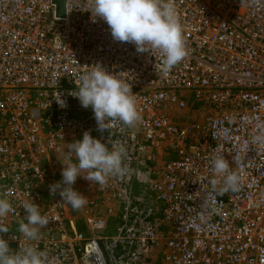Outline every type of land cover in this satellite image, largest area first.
<instances>
[{
	"label": "built area",
	"instance_id": "obj_1",
	"mask_svg": "<svg viewBox=\"0 0 264 264\" xmlns=\"http://www.w3.org/2000/svg\"><path fill=\"white\" fill-rule=\"evenodd\" d=\"M65 3L59 17L54 0H0V194L14 208L10 247L32 244L55 264H143L153 247L163 248L164 264H261L264 144L252 138L264 124V0H175L188 55L167 76L155 68L159 53L115 41L93 21L92 0ZM96 64L132 84L143 116L135 129L99 131L91 107L70 94ZM190 104L204 109L201 121L185 117ZM86 131L125 143L129 154L128 174L104 187L77 179L88 233L50 192L67 144ZM214 152L241 176L239 191L211 190ZM26 201L50 221L37 241L18 231Z\"/></svg>",
	"mask_w": 264,
	"mask_h": 264
},
{
	"label": "clouds",
	"instance_id": "obj_2",
	"mask_svg": "<svg viewBox=\"0 0 264 264\" xmlns=\"http://www.w3.org/2000/svg\"><path fill=\"white\" fill-rule=\"evenodd\" d=\"M92 5L93 21L96 18L103 20L115 41L131 43L140 53H159L160 63L155 64L158 75L167 76L187 57L183 25L175 0H92ZM79 81L78 92L70 94L79 99L83 108L91 107L99 131L111 134L113 126L135 129L142 123L136 93L126 79L110 73L102 64H96L91 71L82 74ZM57 101L64 105L61 99ZM258 128L259 134L252 142L264 144V124ZM210 160L212 177L208 183L211 190L220 193L239 191L242 178L231 169L230 161L215 152ZM60 163L63 165L62 180L50 185V192L59 194L61 201L74 210H80L87 204V198L74 188L77 179L83 178L91 185L104 187L109 179L128 174L129 154L125 143L115 139L104 143L86 131L82 139L67 144V152ZM20 207L26 214L19 221L18 231L28 241L39 240L41 229L47 227L49 218L42 215L40 206L34 201L22 202ZM13 212L7 194H0V264H55L47 251L32 244H21L18 250L10 247L9 240L4 238L10 231L5 221ZM260 262L264 264V255Z\"/></svg>",
	"mask_w": 264,
	"mask_h": 264
},
{
	"label": "rangeland",
	"instance_id": "obj_3",
	"mask_svg": "<svg viewBox=\"0 0 264 264\" xmlns=\"http://www.w3.org/2000/svg\"><path fill=\"white\" fill-rule=\"evenodd\" d=\"M183 97L186 100L191 98V96L187 93H184ZM204 116H205L204 109L199 104H190L188 111L185 112V117H188L189 119H194L197 121H201L200 119H203ZM163 153H164V155H162V152L160 153L161 159H165V161H166V159L172 158V156L170 154H168L166 152H163ZM137 191H138V189H137ZM162 250H163V248L153 247L150 254L148 255L150 257L149 259L153 258V256H154L153 262H155V264L159 263V261H161V259H162Z\"/></svg>",
	"mask_w": 264,
	"mask_h": 264
},
{
	"label": "crops",
	"instance_id": "obj_4",
	"mask_svg": "<svg viewBox=\"0 0 264 264\" xmlns=\"http://www.w3.org/2000/svg\"><path fill=\"white\" fill-rule=\"evenodd\" d=\"M79 184L81 185L83 183L79 182ZM137 189H138V185H135L134 186V192H137ZM83 190H84V188L82 189V192H83ZM75 211L76 210H74V212L72 213V218L76 221L77 228L79 230H82V231H85L86 233H88L87 228L85 227V224H84V219H86V217L88 216L87 213H86V208L82 209L81 212L80 211H76L75 212ZM95 215H97L99 217H103L104 215H106L105 209L104 208H102L101 210H97L96 209ZM113 228H114L113 226H109V228H108L109 232L112 233L113 230H114ZM149 258L150 257H148L147 261L144 262L143 264H155V262H153L154 261V256L151 259H149ZM156 264H164V263H163V261L161 259V261H159V263H156Z\"/></svg>",
	"mask_w": 264,
	"mask_h": 264
},
{
	"label": "water",
	"instance_id": "obj_5",
	"mask_svg": "<svg viewBox=\"0 0 264 264\" xmlns=\"http://www.w3.org/2000/svg\"><path fill=\"white\" fill-rule=\"evenodd\" d=\"M57 5V13L59 17H65V0H54Z\"/></svg>",
	"mask_w": 264,
	"mask_h": 264
},
{
	"label": "bare ground",
	"instance_id": "obj_6",
	"mask_svg": "<svg viewBox=\"0 0 264 264\" xmlns=\"http://www.w3.org/2000/svg\"><path fill=\"white\" fill-rule=\"evenodd\" d=\"M65 14H66V9H65ZM105 216V215H104Z\"/></svg>",
	"mask_w": 264,
	"mask_h": 264
}]
</instances>
